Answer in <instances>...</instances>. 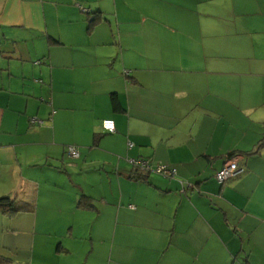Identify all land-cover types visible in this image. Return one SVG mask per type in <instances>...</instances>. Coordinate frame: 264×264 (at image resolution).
Segmentation results:
<instances>
[{"label":"crops","instance_id":"obj_1","mask_svg":"<svg viewBox=\"0 0 264 264\" xmlns=\"http://www.w3.org/2000/svg\"><path fill=\"white\" fill-rule=\"evenodd\" d=\"M263 136L264 0H0L12 264H264Z\"/></svg>","mask_w":264,"mask_h":264},{"label":"built area","instance_id":"obj_2","mask_svg":"<svg viewBox=\"0 0 264 264\" xmlns=\"http://www.w3.org/2000/svg\"><path fill=\"white\" fill-rule=\"evenodd\" d=\"M102 126H103V129L106 131H109V132L115 131L114 121L111 119L104 120L102 123ZM69 153L71 156L75 157L77 155L76 148L70 147ZM132 162L135 166L140 167L141 169L153 168V166L149 163V161L145 159H138ZM242 170L243 169L240 168L239 166L238 159L231 158L224 162L221 169H219L216 172L215 177L218 181L224 182L232 177L239 175L242 172ZM154 171L166 177H173L175 174L174 169H170L166 166H161V165L154 166Z\"/></svg>","mask_w":264,"mask_h":264},{"label":"trees","instance_id":"obj_3","mask_svg":"<svg viewBox=\"0 0 264 264\" xmlns=\"http://www.w3.org/2000/svg\"><path fill=\"white\" fill-rule=\"evenodd\" d=\"M106 132H109V131H106ZM263 145H264V136L258 142L257 148H259V147H261ZM231 158H236V155H234V154L229 155L226 158V160L231 159ZM240 168H241V166H240ZM150 172H155L154 171V166H153V168H150V169H141L140 167L135 166L134 171H133V175L136 178H139V179H147L148 174ZM157 174H159V173H157ZM162 176H164V175H162ZM0 211L5 212V213H13V212H15V208H13V201L9 197L0 198ZM0 264H12V259L0 256Z\"/></svg>","mask_w":264,"mask_h":264}]
</instances>
